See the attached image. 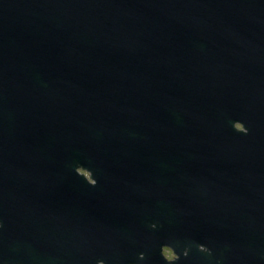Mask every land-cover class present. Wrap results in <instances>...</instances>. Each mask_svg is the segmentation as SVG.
<instances>
[{
  "label": "water",
  "instance_id": "95a60500",
  "mask_svg": "<svg viewBox=\"0 0 264 264\" xmlns=\"http://www.w3.org/2000/svg\"><path fill=\"white\" fill-rule=\"evenodd\" d=\"M0 90V264H264V0H0Z\"/></svg>",
  "mask_w": 264,
  "mask_h": 264
},
{
  "label": "flooded vegetation",
  "instance_id": "af4514ba",
  "mask_svg": "<svg viewBox=\"0 0 264 264\" xmlns=\"http://www.w3.org/2000/svg\"><path fill=\"white\" fill-rule=\"evenodd\" d=\"M8 93L10 103L9 101H4L3 91L0 90V177H3L5 173L13 174L15 172L13 163L14 147L18 140V124L20 122L18 120V106L14 99L15 91L11 90ZM29 123L30 121L28 120L27 124L29 125ZM239 128L243 129L242 126H239ZM19 185L18 180L13 186V198L15 201L18 200ZM239 239V227H223L219 235L210 239L208 244L199 245L198 248L203 253L204 258L201 261H196L193 257V264H241ZM189 250V248H186L184 255H189ZM163 254L169 261L179 258V255L168 247L163 248ZM208 257H211L213 262H210L211 259H208Z\"/></svg>",
  "mask_w": 264,
  "mask_h": 264
}]
</instances>
